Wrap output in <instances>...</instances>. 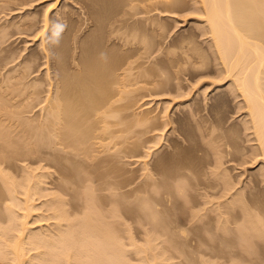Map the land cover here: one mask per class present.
Segmentation results:
<instances>
[{
  "label": "bare ground",
  "instance_id": "obj_1",
  "mask_svg": "<svg viewBox=\"0 0 264 264\" xmlns=\"http://www.w3.org/2000/svg\"><path fill=\"white\" fill-rule=\"evenodd\" d=\"M68 1L64 2L68 4ZM10 2L0 0V7L10 6ZM28 2L15 6L19 13ZM44 2L47 3L42 32L49 27L53 11L56 18L62 15L58 5L54 6L60 0ZM193 2L195 26H191L187 36L179 38L178 45L176 39L173 46L169 45V53L165 52L175 56L167 61L175 69H181L182 74L190 68L200 73L199 69L206 70L212 57L217 72L214 81L204 83L201 79L205 72L199 74L200 80L195 74L194 88L190 85L188 91L187 86L178 85L167 89L173 82L166 75L167 70L157 67L163 59L155 58L156 52L161 51L157 48L161 45L158 37L161 39L170 28L158 18V13L176 18L173 14L183 11L189 4L187 0H73L69 11L65 4L62 10L65 15L60 17L70 25L71 16H77L72 22L75 29L69 28L74 32L71 60L66 59L67 41L58 32L53 37L49 34L48 44L46 36H38L40 31L29 39L41 40L39 54L46 58L44 66L37 62V52L32 51L19 64L14 63L18 62V55L7 48L10 25L0 27V264H132L127 258L128 245L135 247L138 264H168L174 253L185 254L194 242L199 243L205 235L198 233H204L212 223L214 226L210 228L214 231L233 234L234 242L229 244L231 256L236 254V247L249 257L256 250V241L264 243L261 187L264 185V0ZM9 12L17 13L15 8ZM32 15L22 16L13 25L31 29L37 24L36 15ZM58 26L63 30V26L53 22L50 33ZM198 36L205 39L207 52L199 47ZM174 46L181 53L176 54L177 48L172 50ZM40 70H45L41 77ZM155 82L165 86L162 89L165 94L174 96L163 102L165 105L189 95L202 83L193 96L196 99L202 94L204 105L214 116L210 125L202 117L208 127L205 123V135L203 131L200 135L202 140H207L203 143L206 142L213 157L208 163L211 167L202 174L196 159V164L193 163L196 147H192L195 149L191 158L190 150H185L186 155L180 149L183 143L180 145L179 137L193 143L183 129L185 121L199 123L205 107L200 101L192 106L188 103L190 98L173 106L175 111L188 108L182 115L185 120L168 114L167 122L173 125L170 133L162 136L175 134V137L169 140L171 149L167 156L156 158L160 145L152 152L155 159L152 165L145 162L146 178L152 179L151 184L129 189V184L122 185L120 180L126 179L121 158L137 156L135 152L139 148L151 149L145 144L156 138L148 134L155 131L158 119L151 115L134 118L129 112L135 106L134 93L145 89L141 84ZM210 86L213 89L209 90ZM213 90L211 102L214 103L209 104ZM231 101L237 103L236 113H241L239 131L246 136L245 144L249 143L247 151L246 146H240L244 139L238 138L243 133L239 135L238 129L226 127L228 121L223 122L219 117V110L223 112ZM116 146H121L117 153L111 151H118ZM130 149L132 154L128 152ZM225 158L232 166L239 162L234 166L236 169L251 165V168L259 166L258 171L249 182V178L245 179L247 182L235 179L232 170L225 166ZM246 169L240 171V176ZM133 182H129L130 186ZM123 187L128 190L121 192ZM148 187L154 195H149ZM191 189L196 193H190V197L196 195L192 199ZM197 195L200 200L196 199ZM188 199L194 200L191 206ZM187 203L189 206L184 209ZM180 206L187 214L181 213L185 217L176 218ZM129 216L135 223L152 227L141 245L135 244L132 237L128 245L123 241V232L131 231L123 221ZM36 223L37 227L31 226ZM197 231L199 236L195 234ZM214 231L211 234L215 238ZM193 233L197 237L191 239ZM167 243L170 245L165 246ZM243 257L240 259L245 258L249 263ZM249 258L251 263L254 259ZM236 261L233 264H243Z\"/></svg>",
  "mask_w": 264,
  "mask_h": 264
},
{
  "label": "rangeland",
  "instance_id": "obj_2",
  "mask_svg": "<svg viewBox=\"0 0 264 264\" xmlns=\"http://www.w3.org/2000/svg\"><path fill=\"white\" fill-rule=\"evenodd\" d=\"M9 2L10 1H12V0H8ZM23 0H21V1H19V0H17V1H12V2H10L9 4H10V6H5L4 8L3 7H0V12L3 10V12H1L0 13V27H3V26H8V25H10L9 26V28H7L8 30H7V32L9 33L8 34V44H7V48L8 49H10L12 52H14V53H16V55H18L17 56V59H18V62H14V63H17V64H19L20 63V61H22L23 59H24V57H28V55L30 54L29 52H34V53H36L37 54V62H39V64L40 65H43L44 66V64H45V56L43 55V54H39V52L41 53V51H39L41 48L39 47V44H40V42H41V40H39V41H31V40H29V39H32V35H34L37 31L39 32V35L38 36H46V42H47V44H48V40L50 41V37L52 36H56V34H57V32H58V34H59V36L61 35V37L62 38H64V41L66 40L67 41V43L64 45L66 48H68L67 49V55H66V59L68 58V60L70 59L71 60V55H72V47L74 46V44H73V38H74V36H73V34H74V32L72 31H70V29L72 28V30H74L75 29V27L73 26V24H72V22H73V20L77 17V16H71V23H70V25H69V23L67 22V20L66 19H64V21L60 18L61 16H64L63 15V11L62 10H64V6H65V4H67L66 2H64L65 0H60V3L58 2L56 5H54V6H57L58 5V8H59V10H60V12H62V15L60 16V17H57L56 18V16H55V11H53L52 13H51V17H50V23H52L53 24V22H54V24H55V22H56V25H59L60 24V27L61 26H63L64 25V22H67V23H65V25L63 26V30H61V28H59V26H58V29L56 30V31H54L53 33H50V30H49V27H50V25H52V24H48L49 25V27L47 26V28H46V30L45 31H43L42 32V30H43V28H44V21H43V19H44V14H45V7H46V3L47 2H44V1H46V0H24L23 2H30V4L32 5L33 4V6L31 7V5H28L29 4V2H28V4H27V6H29V7H27L26 6V8H24V12L22 11V10H20L21 11V13H19V11H18V9H16V7H18V5H20L21 3H23L22 2ZM188 1H189V4H188ZM16 2V3H15ZM20 2V3H19ZM33 2V3H32ZM71 2H73V0H70V2L68 1V6H69V8H67L66 9V11H69L70 10V6H73V4L74 3H72L71 4ZM194 2H193V0H187V6H186V8L183 10V11H177V13L176 14H173L174 16L176 15V18H170V17H164L163 15H165V14H163V13H165V12H159L158 13V18L159 19H162L161 21H164V22H166V23H168L167 24V26L168 27H170V28H168V30H167V32H165L164 34H165V36L163 35V36H161V39H159L160 38V36L158 37V42L162 45V47H161V45L160 44H158V45H160V46H158L157 48H160V50L163 52H165V50L167 51V53H169V49H171V48H169V45H172L173 46V44H174V42H175V44L177 43V41L179 42V38H181V37H183V36H187L188 35V33L192 30V28L195 26L194 24V19H195V17H196V14H194V12L192 11V8L194 7L193 4ZM8 4V3H7ZM8 4V5H9ZM71 4V5H70ZM16 6V7H15ZM193 6V7H192ZM25 7V6H24ZM2 8V9H1ZM15 8V10H16V14H14L15 12H9L10 11V9H14ZM69 9V10H68ZM5 10V11H4ZM73 10V9H72ZM75 11H77V9L75 8L74 9ZM161 11V10H160ZM9 13V14H8ZM5 14H8V16H4ZM26 14H33L32 16H34L35 17V15H36V19H35V21H36V25L35 26H32L31 27V29H28L29 27L28 26H26L27 27V29L25 28V27H20V29L17 27L16 28V26L15 25H13V24H15V22L16 21H19V19L20 18H22V16H24V15H26ZM35 14V15H34ZM168 15H172V14H170V13H168ZM160 16V17H159ZM59 18L61 19L60 21H59ZM58 19V20H57ZM21 20V19H20ZM66 20V21H65ZM76 20V19H75ZM75 20H74V22H75ZM58 21V22H57ZM59 23V24H58ZM12 24V25H11ZM75 25V24H74ZM181 25H183V26H181ZM69 26V27H68ZM71 26V27H70ZM76 26V25H75ZM191 26H192V28H191ZM70 28V29H69ZM191 28V29H190ZM61 30V31H60ZM68 30L71 32H68ZM49 32V33H48ZM56 32V33H55ZM61 34H60V33ZM66 32V33H65ZM68 32V33H67ZM51 36H50V35ZM57 34V35H58ZM71 35L73 36V38L71 37ZM182 35V36H181ZM49 37V38H48ZM59 38V39H61V42H63V40H62V38ZM71 39H73V40H71ZM176 39V40H175ZM197 43H199L200 44V46L199 47H201V49L203 50V49H205V51L207 52V43L205 42V39L203 38V37H201V36H198L197 38ZM175 40V41H174ZM161 41V42H160ZM174 41V42H173ZM31 42H33L32 43V45L30 44ZM172 42V43H171ZM65 43V42H64ZM63 43V44H64ZM68 44V45H67ZM73 44V45H72ZM176 45H178V44H176ZM64 47V48H65ZM175 47L177 48V49H175ZM26 48V49H25ZM65 48V49H66ZM167 48H169V49H167ZM176 50L177 51V53L176 54H178V53H181V51L178 49V47L177 46H174V48L172 49V50ZM209 50V49H208ZM66 51V50H65ZM69 51V52H68ZM161 51H159L158 53L156 52V54L158 55H156L155 56V58L157 57V59H163V62H164V64H163V62H162V64H159L157 67H159V68H163L164 70H167V72H168V74H166L167 76H169L170 77V79H171V82H173V83H171L170 85H168V86H166L167 87V89H169V88H171V87H174V86H176L177 87V85L178 86H181V87H183V88H186V86H187V91H188V88L189 87H191L192 86V83L194 84V82L196 81L195 79L197 78L196 76H194L195 74H198V76H199V74H202V72H205V73H203V77H202V81H203V83L204 82H212V81H214L213 79L216 77L215 76V71H216V68H215V65H214V63H215V61H214V59H212V57H210V59H209V66L207 67V69L206 70H204V69H199V72L200 73H198V70H197V72H193V71H196L195 69L192 71V69L190 68V66L189 65H185V67L187 66V69H189L190 68V70H188L189 72H185V73H183L182 74V71H181V69H177L178 67H176V69H175V67H174V69H173V67L171 66L172 64H170L169 65V63H168V58H173V56H175V55H168L166 52L164 53H162ZM178 51H180V52H178ZM71 52V53H70ZM29 53V54H28ZM68 53H69V55H68ZM159 53H161V54H159ZM22 54V55H21ZM209 54H211L212 55V53L211 52H209ZM44 56V57H43ZM68 56V57H67ZM168 56H170V57H168ZM172 56V57H171ZM210 56V55H209ZM18 57H20V58H18ZM176 57H174V59H175ZM16 59V60H17ZM20 60V61H19ZM67 60V61H68ZM151 60H153V59H151ZM166 62H165V61ZM69 62V61H68ZM216 64V63H215ZM189 66V67H188ZM172 67V68H171ZM181 68V67H180ZM187 69H184V70H187ZM203 70V71H202ZM179 71H181V72H179ZM193 72L192 73V75L190 74V72ZM202 71V72H201ZM42 72V73H41ZM44 72H45V70H40L39 71V73H41L40 74V77L41 76H43L44 75ZM166 72V73H167ZM208 72V73H207ZM212 72V73H211ZM217 72V71H216ZM214 73V74H213ZM37 77H39V76H37ZM196 77V78H195ZM199 78H201V75L198 77V79ZM197 79V80H198ZM200 80V79H199ZM201 81V82H202ZM158 83V82H157ZM156 82L155 83H152V84H141L142 86H144L145 87V89H142L141 91L140 90H138V91H136V93H134V95H136V98H135V100H133L134 102H135V106L133 107V109L132 110H130V112H129V110H128V112L129 113H132L133 115H135L134 116V118H138V117H144V116H146V115H151V116H157L158 117V119L156 118V124H155V126H157V128L155 127V131H152L151 132V134H148L149 136H153V137H155L156 136V138L154 139L153 137V142H151V143H149V144H145V145H149V147L151 146V149L150 150H148L147 148L145 149V148H139L136 152H135V154L137 153V156H135V155H133V156H125L124 158H121V164L120 165H122L123 167V171H124V173H125V175H124V177L126 178V179H124L123 177L120 179L121 180V182L123 183L122 185H126V183H128L129 185H128V187L127 188H133V186L134 187H136V186H144V185H149V183L151 184V182L150 181H152V179H148V178H146V173H147V171H146V168H145V162H149L151 165H152V163L155 161V159H154V156H153V158H152V152L154 151V149L155 148H157V147H159L160 145H161V147L159 148V153H157V155H156V158L157 157H163L164 155L165 156H167V154H168V150H170L171 149V147L169 146V140H171L173 137H175L174 135L175 134H169V136L167 135V137H163V136H165V134L167 133V132H169L170 133V131H169V129L172 127L171 125H173V124H170L169 123V121L167 122V120H169V119H167L169 116H168V114L169 115H172L173 114V117H175V119L177 118V117H180V118H182V119H184L185 120V118H183V114L187 111L188 112V108H184V109H182L181 111H175V107H173L174 106V104H176V103H180V102H184V101H186V100H188V99H190L191 98V101H189L188 103L189 104H191L192 106H194L195 104H196V102L198 101V103H199V101H200V104L202 105V106H205L204 104V102L203 101H205L204 100V98H202L203 96H197V98L195 99V97L196 96H193V93H194V90H196V88H198V87H200V85L202 84H200L199 86L198 85H196V88L194 89V90H192V92L189 94V95H187V96H184V97H179V98H176V99H174L173 100V103H169V104H167L166 103V105L165 104H163V102H165V101H167V100H170L171 98H173L174 96H173V94H165V92L164 91H162V89H164L165 88V86L164 87H162L163 85L161 84H157ZM178 83V84H177ZM217 83V82H216ZM155 84V85H154ZM180 84V85H179ZM184 86H183V85ZM174 85V86H173ZM191 85V86H190ZM195 85V84H194ZM193 85V86H194ZM214 85V84H213ZM192 86V88H194ZM215 86V85H214ZM214 86H210V88H209V90H211V89H213V87ZM161 87V88H160ZM176 87H174V88H176ZM45 88V87H44ZM166 90V89H165ZM208 90V91H209ZM160 91V92H159ZM184 91H185V89H184ZM138 92V93H137ZM157 92V93H156ZM164 92V94H160V93H163ZM160 95H159V94ZM187 93V92H186ZM215 93V91L213 90L210 94H209V98H210V100H209V104H210V102H211V98H213L214 97V94ZM44 95H45V93H43ZM155 94V95H154ZM158 94V95H157ZM214 94V95H213ZM44 95H42V96H44ZM175 95V94H174ZM211 95H213L212 97H211ZM193 99V100H192ZM199 99V100H198ZM162 101V102H161ZM160 102V103H159ZM232 102H234V101H231V103L229 104L228 103V105H227V108H228V106H229V108L227 109L226 107H225V109H223L224 111L223 112H221L222 110H219L221 113H222V116H221V113L219 112V117H220V119L222 118V121L224 122V121H228V123H226L225 125H226V127H231L232 126V128H235L237 131H238V134L240 135V133L242 134L243 132L241 131H239V130H242V128H240V120H241V116H239L240 114H237L236 112H237V103L236 102H234V103H232ZM159 103V104H158ZM212 104L214 103L213 101L211 102ZM165 106H168V108L166 109L165 108ZM182 107V106H181ZM227 109V110H226ZM165 110L167 111L166 113H165ZM203 111H205V112H203ZM203 113L201 112V114L199 115V119H198V122L199 123H197V122H194V121H185V122H187V123H185L184 125H185V128H183L184 130H185V133L187 134V136L188 135H190V137H191V140L193 141V143H187V142H185V141H183L180 137H179V142H180V145H181V143H183L181 146H180V149H181V147H182V152L184 153V154H186V153H188L189 152V150H190V152L192 153H190L191 154V156H189L190 154L188 153V157L189 158H191L192 157V155H193V151H194V149L192 148V147H196V149H195V151H194V153H196L194 156H195V158H194V156L192 157L193 158V163L194 164H196L195 162V160L194 159H196L197 160V167L198 166H200V168H201V170H200V172H202V174H204L205 172L207 173V172H209V169L208 168H210L211 166H210V164L208 165V163L210 162V161H212V156H211V152L209 151V148L208 147H206V142H204L203 143V141L205 140V141H207L206 139H203L202 140V137L200 136L201 135V133H202V131L203 130H205L208 126H207V121H208V124L210 125V123H211V121H213V117L214 116H211V114L212 113H210L209 112V110L207 109V107L205 106V107H203ZM234 111V112H233ZM174 112V113H173ZM172 113V114H171ZM131 114V115H132ZM178 115V116H177ZM183 115V116H182ZM203 115V116H202ZM202 117H205V119H207V121L206 122H204L203 120H205V119H202ZM207 117H209V118H207ZM212 117V118H211ZM210 118L212 119V120H210ZM183 120V121H184ZM169 123V124H168ZM189 123H191V124H189ZM203 123H204V125H203ZM205 123H206V128H205ZM239 123V124H238ZM199 126V130H201V131H199V130H197L196 128H198L197 127V125ZM183 125V126H184ZM189 125H191V126H189ZM153 126H154V124H153ZM177 126V124H175V127ZM202 126V127H201ZM235 126H237V128L235 127ZM204 127V128H203ZM201 128V129H200ZM231 128V129H232ZM240 128V129H239ZM196 130V131H195ZM191 132V133H190ZM197 132V133H196ZM200 132V133H199ZM240 132V133H239ZM192 133H193V135H195L194 137H196V138H194L193 137V135H192ZM196 133V134H195ZM199 133V134H198ZM205 132L203 131V133L202 134H204ZM168 134V133H167ZM237 134V135H238ZM244 134V133H243ZM243 134L242 135H240V137L238 136V138H240L239 140H242V139H246V136H245V134H244V136H243ZM163 135V136H162ZM205 135V134H204ZM204 135H202L203 137H204ZM237 135H236V137H237ZM148 136V137H149ZM162 137V138H161ZM200 137V138H199ZM236 137H235V139H236ZM143 139H145V138H147V135L146 136H143L142 137ZM194 138V139H193ZM167 139V140H166ZM230 139V138H229ZM228 139V140H229ZM234 139V140H235ZM244 139V142H240V146H243V147H245L246 148V151L247 150H249L250 149V146L248 145L249 143L247 142L246 144H245V140ZM182 140V141H181ZM196 140H198V141H196ZM238 139H236L235 141H237ZM239 140L237 141L238 143H239ZM157 141V142H156ZM166 142V143H165ZM191 142V141H190ZM197 142V143H196ZM236 142V143H237ZM187 143V144H186ZM194 144H196L195 146H194ZM189 146V148H188V146ZM190 145H192V146H190ZM249 146V147H248ZM116 147H118V146H116ZM115 147V148H116ZM120 147L121 146H119L118 148H116V149H118V151H116L115 149H112L111 151H114L115 153H117V152H119V150H120ZM169 147V148H168ZM185 147H187V148H185ZM168 148V149H167ZM191 148V149H190ZM185 150H188V152L187 151H185ZM208 151V154L210 155V157H209V155L207 154V152H205V151ZM109 152V153H113V154H115L114 152ZM199 151V152H198ZM128 152H129V154H132V149H130V150H128ZM145 152H149L150 153V155H145L146 153ZM167 152V153H166ZM199 154H198V153ZM113 154H111V155H113ZM207 154V155H206ZM242 154V152L240 153V155ZM110 155V154H109ZM124 155V154H123ZM187 155V154H186ZM240 157V156H239ZM203 158V159H202ZM200 159V160H199ZM202 159V160H201ZM210 160V161H209ZM225 161L227 160L226 158L224 159ZM228 161V160H227ZM227 161L225 162V166H227L228 168H230L231 170H232V175L233 176H235V179H243V180H247L248 178H249V180H248V182L249 181H251L250 179H253V174H256L257 173V171H258V168H259V166L258 167H255V168H251L252 166L251 165H246L247 167H245V169L246 168H248V169H246L247 171H246V173L244 174V175H242V176H240V171H241V173L243 172V170H245V169H236V168H234V166L236 167V166H238L239 164V162H234V166H232V165H230L229 163L227 164ZM203 162V163H202ZM202 163V164H201ZM233 163V162H232ZM206 164V165H205ZM151 165H149V167L151 168ZM207 166V167H206ZM148 167V166H147ZM149 167H148V169H149ZM234 168V169H233ZM53 170V169H52ZM208 170V171H207ZM203 171H204V173H203ZM252 174V175H251ZM203 177V176H202ZM198 179L199 178H197V180L196 181H198ZM245 180V182H247ZM50 181V180H49ZM124 181V182H123ZM134 181V182H133ZM120 182V181H119ZM129 182H133V184H131V186H130V183ZM141 184V185H140ZM261 187H262V192L264 193V185L262 184L261 185ZM124 188V187H123ZM121 189L120 191L122 192V191H126V190H128V189H126V188H124V189ZM129 188V189H130ZM147 190H150L148 193H150L149 195H154L155 193H154V191L153 190H151V188L149 189V187L147 188ZM192 190V189H191ZM119 191V190H118ZM119 191V192H120ZM193 192V194L195 193L193 190L192 191H189V197H190V193H192ZM196 194V193H195ZM128 196V195H127ZM196 197V195H192L190 198L192 199L193 197ZM198 196V195H197ZM199 198H196V199H198V200H200V196H198ZM128 199V198H127ZM130 200H132L131 199V195H130V198H129ZM128 199V200H129ZM190 199H188V201H189ZM194 202V200H190L189 201V204L190 203H193ZM130 204V203H129ZM178 204V205H177ZM189 204L187 203V204H185L184 206H183V208L185 209V206H186V208H187V206H189ZM176 205L177 206H179L180 204L179 203H176ZM192 204H190V206H191ZM181 206H182V204H181ZM181 206H180V208L179 209H177L176 211H177V213H175V214H177V217H176V215L174 216L173 215V217H176V218H178L179 216L180 217H185L186 216V214H187V210H185V212H184V209L183 208H181ZM183 209V210H182ZM179 210H182V211H179ZM175 211V212H176ZM178 212H179V214H178ZM184 213V215L182 216V214ZM186 213V214H185ZM213 215V214H212ZM123 217H125L124 215H123ZM127 217V216H126ZM133 217V216H132ZM129 218V219H128ZM128 218H124L125 220H123L125 223H126V225L128 224V226L129 227H131L130 229H131V231L127 234V233H125L126 231H124L123 233H124V235H123V241H124V243L126 244V245H128V244H130L129 242L131 241L130 239H131V237H132V239H133V241L135 242V244H137V243H139V244H137V245H141V243H143L144 242V238L146 237L145 235H146V232L148 231V230H151L152 229V227L149 225V224H146V223H144V224H139L137 221H136V223L135 222H133L132 220H131V216H129ZM207 218V217H206ZM205 218V220H208V219H206ZM123 219V218H122ZM210 220V219H209ZM208 220V221H209ZM138 223V224H137ZM213 225H211L210 224V226L211 227H213L214 226V223H212ZM37 225H38V223H36V224H32L31 226L32 227H37ZM207 226V225H206ZM205 226V227H206ZM210 226H209V229H208V227H206V230L204 231V233H198V231L197 232H195V234H203V235H205V236H203L202 238V240H200L199 241V243H197V242H194L193 244H194V246L192 245V247L191 248H189V247H187V248H189V249H187V250H189V251H187L186 250V253L184 254V253H174V255L172 256V259H170L169 260V263L168 264H233V262H235V260H237L236 262H239V263H243V264H264L263 262V260L264 259H262L263 257H264V243L261 241V242H259V243H256L255 242V245H254V248L256 249L255 251H254V254L252 253V254H250L249 255V257H251V258H253L254 260L256 259H258V258H260V259H258L259 261H254V260H251L252 262L250 263V258L247 256V254L246 253H243L242 251H241V253H240V249H238V248H236L235 247V251L233 250V248H232V253H234V252H236V250H237V252H239V255L237 254V252H236V254H234V255H236V256H234L233 254H232V256L231 255H229V254H231V246L230 245H232V242H234V239L232 240V238H233V234L232 233H228V234H224V233H222V232H216V231H214V229L213 228H210ZM230 227L232 226V227H234V225H229ZM231 227V228H232ZM204 230V229H203ZM203 230H201L202 232H203ZM211 230L212 231H214L215 232V238H214V235H213V237H212V234H211ZM210 231V232H209ZM207 232H209L211 235H209V233H207ZM213 232V233H214ZM219 233V234H218ZM197 234V235H198ZM217 234V235H216ZM232 234V235H231ZM191 235H193L192 237H191V239L192 238H196L197 237V235H194V233L193 234H191ZM198 235V236H199ZM202 236V235H201ZM129 237H130V239H129ZM190 240V239H189ZM232 241V242H231ZM195 243H197V245H198V247H196L197 245L195 244ZM200 243H202V246H203V244H205L203 247L201 246V244ZM188 244H190L191 245V243H189V242H187V245ZM228 244V245H227ZM230 244V245H229ZM259 244V245H258ZM143 245V244H142ZM170 244L169 243H167V244H165V246H169ZM199 245H200V247H199ZM226 245L228 246V247H226ZM233 245H234V243H233ZM256 246V247H255ZM258 247V248H257ZM133 248L135 249V247H130L129 245L126 247V249L128 250L127 251V258H128V261H130L132 264H138L139 262V257H138V255L135 253L136 251L135 250H133ZM196 248H199L198 250L196 249ZM192 249V250H191ZM224 249V250H223ZM228 249V250H227ZM258 249V250H257ZM220 250H222V251H220ZM227 251H229L228 253H227ZM234 251V252H233ZM221 253V254H220ZM227 253V255H225V254ZM244 255H243V254ZM256 253V254H255ZM189 254V255H188ZM224 254V255H223ZM240 254H241V256L243 257H246V259L247 260H249V263H247L248 261H246L245 260V258H244V260H242V259H240V258H242L241 256H240ZM239 256V258L237 259L236 257H238ZM232 257V258H231Z\"/></svg>",
  "mask_w": 264,
  "mask_h": 264
}]
</instances>
